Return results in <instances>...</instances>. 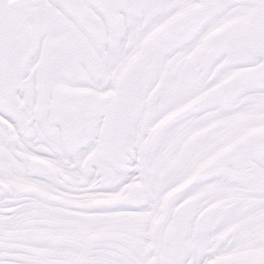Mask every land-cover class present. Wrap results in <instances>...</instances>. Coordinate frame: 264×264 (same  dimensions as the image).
<instances>
[{
    "label": "snow or ice",
    "instance_id": "obj_1",
    "mask_svg": "<svg viewBox=\"0 0 264 264\" xmlns=\"http://www.w3.org/2000/svg\"><path fill=\"white\" fill-rule=\"evenodd\" d=\"M0 264H264V0H0Z\"/></svg>",
    "mask_w": 264,
    "mask_h": 264
}]
</instances>
